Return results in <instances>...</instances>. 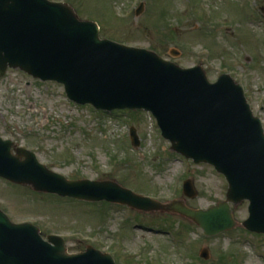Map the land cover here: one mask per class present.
I'll list each match as a JSON object with an SVG mask.
<instances>
[{
  "label": "rangeland",
  "instance_id": "obj_1",
  "mask_svg": "<svg viewBox=\"0 0 264 264\" xmlns=\"http://www.w3.org/2000/svg\"><path fill=\"white\" fill-rule=\"evenodd\" d=\"M57 1L97 21L105 38L153 50L183 67L202 64L211 81L230 74L264 124V0ZM132 126L140 146L132 144ZM0 135L35 151L69 179H114L162 202L178 198L193 208L226 198L225 177L174 152L149 112L106 113L79 105L62 84L21 69L0 76ZM188 178L195 182V197L183 194ZM0 208L15 222L34 223L44 236L62 235L71 252L91 245L118 264H264V236L242 224L247 201L232 204L237 226L214 236L178 213L81 202L3 179ZM203 249L208 259L200 257Z\"/></svg>",
  "mask_w": 264,
  "mask_h": 264
},
{
  "label": "water",
  "instance_id": "obj_2",
  "mask_svg": "<svg viewBox=\"0 0 264 264\" xmlns=\"http://www.w3.org/2000/svg\"><path fill=\"white\" fill-rule=\"evenodd\" d=\"M9 67L64 84L68 97L79 104L109 111H151L172 149L196 163L214 165L229 189L226 200L207 210L182 200L162 203L115 180L68 179L28 149L13 155V142L1 137L0 176L63 197L180 213L207 235L235 227L231 203L249 200V217L243 224L264 233V126L231 75L211 82L203 65L181 67L155 51L101 38L97 22L81 19L68 3L51 0H0L2 76ZM131 139L140 146L134 127ZM184 193L197 195L191 180ZM47 239L38 226L15 223L0 209V264H117L111 254L94 246L70 253L62 236ZM201 255L209 258V250Z\"/></svg>",
  "mask_w": 264,
  "mask_h": 264
},
{
  "label": "flooded vegetation",
  "instance_id": "obj_3",
  "mask_svg": "<svg viewBox=\"0 0 264 264\" xmlns=\"http://www.w3.org/2000/svg\"><path fill=\"white\" fill-rule=\"evenodd\" d=\"M19 147H20V144H13V146H12L13 153H16L17 148H19Z\"/></svg>",
  "mask_w": 264,
  "mask_h": 264
}]
</instances>
